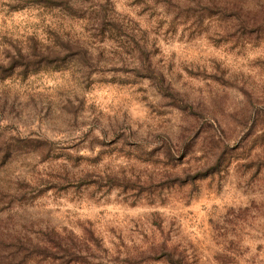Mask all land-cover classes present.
Returning a JSON list of instances; mask_svg holds the SVG:
<instances>
[{
	"label": "rangeland",
	"instance_id": "374dc122",
	"mask_svg": "<svg viewBox=\"0 0 264 264\" xmlns=\"http://www.w3.org/2000/svg\"><path fill=\"white\" fill-rule=\"evenodd\" d=\"M234 3L264 17V0H0L1 62L32 54L0 73V227L91 230L86 264H264V31L219 15Z\"/></svg>",
	"mask_w": 264,
	"mask_h": 264
},
{
	"label": "trees",
	"instance_id": "16d2710c",
	"mask_svg": "<svg viewBox=\"0 0 264 264\" xmlns=\"http://www.w3.org/2000/svg\"><path fill=\"white\" fill-rule=\"evenodd\" d=\"M218 13L236 22L248 34L264 31V17L256 11L241 7L238 3L225 6ZM32 49L36 60H39L33 64L48 60V55L37 45H34ZM140 52L148 61L145 50L141 48ZM31 56L32 54H23L19 51L11 63L7 64L0 60V73L10 68H25L29 63L28 57ZM143 67L152 76L153 71L150 66L143 63ZM157 80H159L158 77ZM160 85L163 88L162 81ZM219 154L217 166L221 163L223 151ZM195 176H188L190 178L188 180H194ZM181 182L187 181L182 179ZM98 251L104 252L105 249L91 230L86 231L84 236H77L73 232H59L51 227L36 228L35 224H23L11 228L0 227V264H86L89 263V257H95V252ZM158 259H166L170 264H188L183 254L176 258L172 251L161 255Z\"/></svg>",
	"mask_w": 264,
	"mask_h": 264
}]
</instances>
